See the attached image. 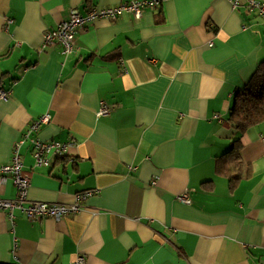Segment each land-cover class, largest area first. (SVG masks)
I'll use <instances>...</instances> for the list:
<instances>
[{"label": "crops", "instance_id": "0c3cea01", "mask_svg": "<svg viewBox=\"0 0 264 264\" xmlns=\"http://www.w3.org/2000/svg\"><path fill=\"white\" fill-rule=\"evenodd\" d=\"M125 1L0 0V164L48 114L37 137L74 144L48 166L22 145L27 198L71 204L94 190L61 220L0 210V263L264 264V120L236 146L229 120L264 59V19L230 0H160L140 18L94 20L70 55L42 47L71 9ZM232 146L240 160L222 174ZM14 196L9 177L0 199Z\"/></svg>", "mask_w": 264, "mask_h": 264}, {"label": "built area", "instance_id": "2783aa9c", "mask_svg": "<svg viewBox=\"0 0 264 264\" xmlns=\"http://www.w3.org/2000/svg\"><path fill=\"white\" fill-rule=\"evenodd\" d=\"M233 7L245 6L249 11L256 12L264 19V1L262 0H230ZM161 7L160 0H130L120 2L115 5L91 7L85 13H80L77 9H71L69 18L61 21L55 28L47 30L42 39V47L60 45L61 53L65 56L70 55L75 50V39L78 30L88 26L94 20L99 18L118 19L123 14L129 13L135 18H140L145 9H156ZM11 20H8L9 24ZM7 24V25H8ZM10 90L0 88V100L6 99ZM109 106L106 102H101L98 110V116L106 115L109 112ZM48 114L41 115L33 120L22 133L12 147L11 160L6 164H0V186L10 177L15 186V196L10 199H0V210L7 211L9 218H13L14 210H19L30 220L42 218H52L61 220L64 217L74 214L82 209L81 201L94 193V190H85L78 192L74 196L71 204L48 203L42 201H32L27 198L30 178L22 170L21 147L25 142L31 144V153L35 166L49 165V155L55 157H66L67 150L74 144L70 139L66 142L44 141L37 137L42 124L48 122ZM132 168V167H131ZM180 200L187 202V196H181ZM84 257L78 255L72 264H84Z\"/></svg>", "mask_w": 264, "mask_h": 264}, {"label": "trees", "instance_id": "16d2710c", "mask_svg": "<svg viewBox=\"0 0 264 264\" xmlns=\"http://www.w3.org/2000/svg\"><path fill=\"white\" fill-rule=\"evenodd\" d=\"M229 120L237 133L232 142L233 146L239 145L243 132L264 120V59L257 64L244 87L235 92ZM233 146L219 161L218 169L222 174L230 175V171L240 160V153Z\"/></svg>", "mask_w": 264, "mask_h": 264}]
</instances>
